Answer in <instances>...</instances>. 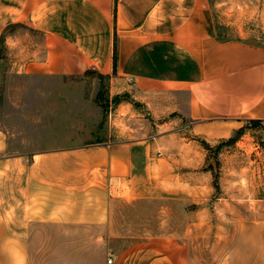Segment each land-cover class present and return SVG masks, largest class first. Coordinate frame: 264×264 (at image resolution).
I'll return each instance as SVG.
<instances>
[{
    "label": "crops",
    "instance_id": "obj_1",
    "mask_svg": "<svg viewBox=\"0 0 264 264\" xmlns=\"http://www.w3.org/2000/svg\"><path fill=\"white\" fill-rule=\"evenodd\" d=\"M223 4L0 0V45L13 76L64 82L92 72L106 79L110 95L141 104L158 128L136 137L123 127L122 137L111 140L108 132L82 146L74 141L83 133L68 124L55 147L47 134L40 135L45 145L35 144L41 133L29 110L9 119L0 131V264H36L35 225L43 238L59 239L37 248L48 255L44 264H190L170 240L126 239L113 228L110 208L147 198L160 184L169 190L172 174L192 173L203 162L196 139H226L247 122L264 124V0ZM71 99L63 97L66 117ZM82 102L81 130L92 111ZM122 105L126 113L135 109ZM98 129L94 105V134Z\"/></svg>",
    "mask_w": 264,
    "mask_h": 264
},
{
    "label": "rangeland",
    "instance_id": "obj_2",
    "mask_svg": "<svg viewBox=\"0 0 264 264\" xmlns=\"http://www.w3.org/2000/svg\"><path fill=\"white\" fill-rule=\"evenodd\" d=\"M218 1L212 0V4ZM233 1L222 0L223 7H234ZM255 24L251 21L249 26ZM29 34L32 42L41 40L34 31ZM10 59L7 49L0 45V131L8 128L9 119L26 117V109L30 117L34 114L35 129L41 133L35 137L36 145H45L41 138L47 134L51 146L61 147L68 124L77 125V131L83 133L74 141L82 146L102 142L108 132L111 140L122 137L123 127L130 128L136 137L158 131L151 124L150 112L128 95H110L106 79L92 72L64 82L40 75L16 77L11 74ZM62 85L68 86L63 94ZM63 97H72L69 117L63 110ZM82 101L92 109L84 118L83 130L77 119ZM124 103L135 108L130 111L135 116L122 111ZM94 105L99 107L97 134ZM130 117L135 120H128ZM196 142L203 162L192 173L172 174L169 190H161L160 184L147 198L114 203L110 208L115 217L113 228L124 232L130 241L163 238L179 244L188 253L190 264H264V124L250 121L226 139ZM42 230L41 225H35L36 264H44L48 256L38 249L57 245L59 240L37 234ZM46 230L53 233L50 227Z\"/></svg>",
    "mask_w": 264,
    "mask_h": 264
},
{
    "label": "built area",
    "instance_id": "obj_3",
    "mask_svg": "<svg viewBox=\"0 0 264 264\" xmlns=\"http://www.w3.org/2000/svg\"><path fill=\"white\" fill-rule=\"evenodd\" d=\"M108 263H110L111 262V260L110 259H108V261H107Z\"/></svg>",
    "mask_w": 264,
    "mask_h": 264
}]
</instances>
